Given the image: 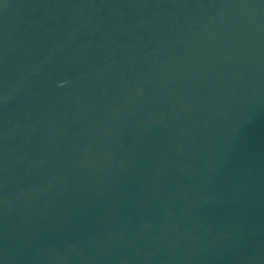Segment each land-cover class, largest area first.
<instances>
[{
	"label": "water",
	"instance_id": "obj_1",
	"mask_svg": "<svg viewBox=\"0 0 264 264\" xmlns=\"http://www.w3.org/2000/svg\"><path fill=\"white\" fill-rule=\"evenodd\" d=\"M0 264H264V0H0Z\"/></svg>",
	"mask_w": 264,
	"mask_h": 264
}]
</instances>
